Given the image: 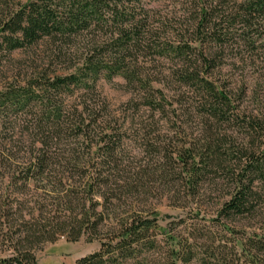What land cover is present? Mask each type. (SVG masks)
Wrapping results in <instances>:
<instances>
[{"label": "trees", "instance_id": "obj_1", "mask_svg": "<svg viewBox=\"0 0 264 264\" xmlns=\"http://www.w3.org/2000/svg\"><path fill=\"white\" fill-rule=\"evenodd\" d=\"M234 4L226 11L216 0L182 32L144 0H0V66L13 52H39L21 80L0 88V264H38V248L59 238L99 242L74 264H264V117L238 112L214 80L217 55L203 48L240 41L264 50V0ZM160 63L171 66L167 74L154 71ZM115 77L131 93L119 117L98 90ZM165 82L177 87L170 96ZM189 111L204 121L199 141L151 150L180 169L190 190L208 177L225 180L219 238L189 229L175 236L158 212L125 209L142 179L132 172L127 130L136 123L145 134ZM236 218L252 230L221 222Z\"/></svg>", "mask_w": 264, "mask_h": 264}, {"label": "rangeland", "instance_id": "obj_2", "mask_svg": "<svg viewBox=\"0 0 264 264\" xmlns=\"http://www.w3.org/2000/svg\"><path fill=\"white\" fill-rule=\"evenodd\" d=\"M215 1L144 0L157 18L166 21L169 27L182 32L195 27L201 11L207 10L211 13L210 8L214 7ZM235 2L239 0H220L226 11H230ZM212 15L210 21L213 23L214 18L220 16V10H216ZM236 43L232 49L227 46L226 49L219 51L212 44L203 42V48L205 51L210 49V52L217 55L215 61L220 64V68L214 73V80L219 85L226 86L235 104L239 106L238 112L251 119L262 118L264 117V50L260 48L252 53L242 42ZM38 53V51L37 53L18 51L10 54L0 66V88L14 80H21L29 71V65L36 59ZM170 67L167 63H160L154 66V71L165 75ZM160 88L169 96L177 90L175 85L169 86L166 82L161 84ZM98 90L111 115L121 116L131 99V93L126 88L124 80L120 77L110 81L101 79ZM127 115L132 117L134 113L128 111ZM198 115L192 111L186 112L175 124L159 120L158 125L145 130V134L136 123L127 130L125 140L127 155L133 162L132 172L139 174L142 179L139 183L141 186L137 188V197L126 202L125 209L130 208V214L147 215L149 212H158L160 225L167 226L175 236H181L184 230L189 229L198 237L210 235L219 238L221 230L214 220L222 203L229 198V190L226 182H223L225 180L219 181L224 177L223 174L219 176L217 185L211 181L214 178L208 177L198 189L190 190L186 187V177L180 169H176L169 159L162 158V154L154 152L155 149L151 150L162 144L178 147L187 143H197L202 137L204 124ZM143 117L145 121V116ZM224 129L226 126L219 128L218 131ZM147 133L149 136L146 135ZM143 137H148L149 142H145L146 139L143 142ZM249 149L252 151V144ZM5 186L6 181L0 178V195ZM36 194L40 196L37 200L44 201L42 198L44 199L45 194L42 190ZM221 222L235 230H252V221L236 218ZM158 239L162 240V237L159 236ZM98 249V241L86 242L85 239H80L77 242H67L65 238H59L53 243H46L38 248L35 255L38 264H74L77 259ZM153 264H158V261Z\"/></svg>", "mask_w": 264, "mask_h": 264}]
</instances>
